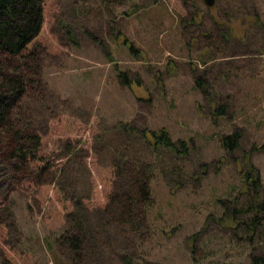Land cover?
<instances>
[{
  "label": "rangeland",
  "instance_id": "374dc122",
  "mask_svg": "<svg viewBox=\"0 0 264 264\" xmlns=\"http://www.w3.org/2000/svg\"><path fill=\"white\" fill-rule=\"evenodd\" d=\"M29 47L10 61L25 83L8 122L39 136L50 168L14 169L0 128V264H251L264 254L263 226L248 242L215 202L244 205L248 167L264 198V0H44ZM143 128H164L175 152L151 147ZM233 133L229 151L221 139ZM139 171L151 174V203L121 215ZM71 216L85 238L76 258L61 239L74 233Z\"/></svg>",
  "mask_w": 264,
  "mask_h": 264
},
{
  "label": "trees",
  "instance_id": "16d2710c",
  "mask_svg": "<svg viewBox=\"0 0 264 264\" xmlns=\"http://www.w3.org/2000/svg\"><path fill=\"white\" fill-rule=\"evenodd\" d=\"M184 2L185 0H181ZM43 2L44 0H0V128L3 132L9 133L12 148L10 150V159L14 162V169L20 170L24 166L28 169L31 167L38 170V175L48 172L50 166L47 157L40 154V139L37 134L31 133L24 128L14 130L9 121V110L13 101L21 96L24 91V78L19 74V66H12L10 61L19 58H26L30 55V45L37 39L41 32L43 22ZM131 51V46L129 47ZM134 51V50H133ZM117 76L121 81L130 85V81L126 79L125 74L118 72ZM138 82V81H137ZM196 87H201L202 77L196 76L194 79ZM217 111V110H215ZM218 112V111H217ZM120 130L129 131V123L118 124ZM132 130V128H131ZM1 131V130H0ZM143 138L148 140L151 147L162 146L171 151L176 150L175 144L168 136L164 128L158 130H141ZM238 134L233 133L222 137L221 144L223 148L231 151L237 143ZM181 148V153L185 152L186 142L177 141ZM253 173V174H252ZM151 174L146 175L145 172H138L134 176L130 189L127 190L126 198L119 197L118 211L121 215H130L131 207L135 203L143 206L151 203L149 181ZM240 181L242 189L238 194L247 193L250 197L243 206H233L228 208L222 204L221 199L215 202L225 209L228 219H230L231 229L237 225L244 229L248 242L257 233L260 225L264 228V198L260 197V178L257 170L247 168L241 172ZM58 185V184H57ZM126 199V201H124ZM233 200L226 199V202L237 203V197ZM228 208V209H227ZM246 213L245 219H238L236 216H242ZM249 214V215H247ZM71 222L74 233H65L61 239L69 245V249L77 257L80 246L84 243V230H82L81 220L76 216H71ZM66 232V231H65ZM62 241V242H63ZM251 264H264V254L260 256H251Z\"/></svg>",
  "mask_w": 264,
  "mask_h": 264
},
{
  "label": "water",
  "instance_id": "95a60500",
  "mask_svg": "<svg viewBox=\"0 0 264 264\" xmlns=\"http://www.w3.org/2000/svg\"><path fill=\"white\" fill-rule=\"evenodd\" d=\"M207 7H211L214 4V0H203Z\"/></svg>",
  "mask_w": 264,
  "mask_h": 264
}]
</instances>
